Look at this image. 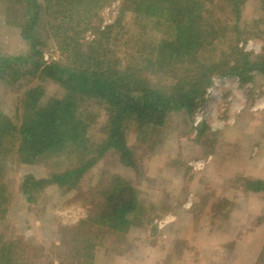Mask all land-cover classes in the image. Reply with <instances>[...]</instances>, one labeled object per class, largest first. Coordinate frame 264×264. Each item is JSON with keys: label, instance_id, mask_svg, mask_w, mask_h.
<instances>
[{"label": "rangeland", "instance_id": "rangeland-1", "mask_svg": "<svg viewBox=\"0 0 264 264\" xmlns=\"http://www.w3.org/2000/svg\"><path fill=\"white\" fill-rule=\"evenodd\" d=\"M59 1L62 3L57 0L51 10H46L45 2L40 0L42 10L31 32L35 37L32 40L22 35L29 24L24 25L28 22L26 4L21 0H0L1 60L36 59L26 65H13L11 61L19 72H13L5 81L0 80L2 128L7 119L20 125L22 103L28 89L40 87L44 102L65 93L58 82L36 71L35 61L63 63L66 35H73L80 42L91 40L94 32L84 30L88 23L103 28L113 23L120 12L118 0L108 1L98 9H87L86 14L76 13L77 8L61 6ZM204 1L220 35L216 34L213 42L214 57L224 61L231 57L230 45L222 34L228 8L227 11L224 8L225 0H215L216 8L211 7V0ZM241 10L238 21L241 31L235 41L257 67L247 71L246 79L236 73L215 74L192 116L186 111L169 114L160 130L146 140L128 130L126 146L132 153L127 160L131 163L126 165L121 152L110 148L97 156L96 162L86 168L75 185L72 182L65 186L38 184L28 190L27 194L33 198L28 202L22 187L27 176L42 179L48 178L54 170L61 172L70 165L68 156L53 157L48 163L41 160L21 164L15 152H10L0 172V185L6 187L4 193L9 197L7 210L0 216L6 225L0 229V241L3 237L23 243L21 245L29 249L26 259L30 264H246V261L250 264L252 259L256 260L261 252L260 243L256 244L258 237L244 236L245 230L255 222L251 217L248 220L240 217L244 205H240L241 210H231L230 204L223 203L221 197L226 194L221 182L225 179L217 177L216 180L214 176L215 170L230 172L232 164L227 162L226 153H230L231 146L236 148L237 143L247 142V125H244L247 117L257 121L264 115V0H243ZM74 23L80 25L72 26ZM127 36L119 37L124 41ZM123 46L119 41L115 51L124 50L126 46ZM129 48L136 51L141 47L130 43ZM36 51L40 53L38 57ZM22 73L26 75L21 77ZM85 109L100 113L98 120L92 118L89 128L87 160L91 153L96 157V150L101 148L106 135V113L102 109L95 111L96 107L91 104ZM11 141L8 135L4 146L12 147ZM74 152L78 151H73L69 157H74ZM57 158L62 163L54 169L52 163ZM192 185L202 187L203 192L213 190L203 196V202L209 198L207 218L204 213L201 215L200 197L193 205L191 197L187 196L191 192L186 189ZM181 187L186 194L182 197ZM238 197L244 198L242 194ZM131 198L137 200V207L128 215L127 230L101 223L104 212L119 208L121 199ZM105 216L114 222L112 215ZM202 229L207 232L206 236L205 231H199ZM218 230L222 233L214 245L212 233ZM91 243L95 248L93 253Z\"/></svg>", "mask_w": 264, "mask_h": 264}, {"label": "trees", "instance_id": "trees-1", "mask_svg": "<svg viewBox=\"0 0 264 264\" xmlns=\"http://www.w3.org/2000/svg\"><path fill=\"white\" fill-rule=\"evenodd\" d=\"M21 1L27 8L25 17L28 22L24 25L29 23L24 27L22 35L33 40L35 37L31 32L38 23L42 5L40 0ZM43 1L46 10H51L57 2ZM108 1L111 0H62L58 4L77 8L76 13L86 14L87 9H98ZM214 1H210L211 7L216 8ZM118 2L120 12L113 23L103 28L101 25L91 26L92 23L84 27V30L91 29L94 32L93 39L80 42L73 35H66L63 47L66 56L63 63L34 62L36 71H41L44 78L58 82L65 93L52 96L44 102L43 90L40 87L30 88L22 103L20 125L16 126L6 118L5 127L2 128L0 122V172L10 152H15L16 160L21 164H33L41 160L48 163L53 157L68 156L67 162L70 165L61 172L54 170L48 178L42 179L27 176L22 187L28 202H32L33 198L27 193L38 184L65 186L72 182L75 185L86 168L110 148L121 152L126 165L131 163L127 160L132 153L126 146L128 130L137 132L138 136L146 140L149 135L160 130L169 114L186 111L192 116L202 102L206 89L212 84L215 74L236 73L246 79L247 71L257 67L256 63L250 61L248 53H244L235 41L241 31L238 21L243 0L224 1V8L226 11L228 8V12H225V31L222 34L227 38L231 54L224 61H218L214 57L213 42L216 34L220 35L214 20L209 17L208 3L204 0ZM84 18L80 20L83 22ZM125 34L128 36L122 41L119 36ZM119 41L126 48L115 51L114 47ZM130 43L141 48L130 51ZM35 54L37 57L40 55L38 51ZM34 60L18 57L2 61L0 57V80L5 81L13 72H19L14 64H33ZM29 74L30 72L27 73ZM22 75L24 77L26 73ZM90 104L96 107L95 111L102 109L106 113V135L99 151L95 149L96 157L91 153L90 159L85 160L89 152L86 141L92 118L96 121L100 116L99 112L90 113L85 109ZM8 135L12 139V147L9 149L4 146ZM73 151L78 152H74V157H69ZM58 158L52 163L54 169L62 163ZM254 184L252 188H262L261 183L251 185ZM4 189L6 187L0 185V216L5 214L9 198ZM121 202L117 206L119 208L103 213L104 219L101 218V223L111 228L120 226L124 230L130 225L128 215L136 209L137 200L121 199ZM105 214L112 215L114 222L107 220ZM21 244L24 245L2 237L0 264H28L26 251L29 249ZM89 247L93 253L94 244H89ZM256 264H264V245Z\"/></svg>", "mask_w": 264, "mask_h": 264}, {"label": "crops", "instance_id": "crops-1", "mask_svg": "<svg viewBox=\"0 0 264 264\" xmlns=\"http://www.w3.org/2000/svg\"><path fill=\"white\" fill-rule=\"evenodd\" d=\"M242 122L243 121H240L239 123L242 124ZM244 125H247V142L244 143L241 141L239 142L241 144L237 143L236 148L231 146L230 153H226L227 162L232 164L230 172L223 173L220 170H215L214 176L216 180H218L217 177L225 179L223 182H221L226 194L224 197H221L224 200L223 203L225 202L230 204L231 210H241L240 205H244L243 209L246 207L245 210L247 211L242 214V209L240 217L245 219H249L251 217L250 220H252V222L254 221L255 223H251L250 229L245 230L244 236L251 235L258 237L256 244L260 243L259 246L262 250L264 245V115L262 119H257V121L247 117V121L244 122ZM250 127L251 130H249ZM221 175L228 176L225 177ZM253 183H261L262 188L257 190L252 188V186H255V184L251 185ZM182 187L180 188V197L186 195L184 193L185 191L182 193ZM196 187L197 188L192 185L190 189H186V191L190 190L189 192H191V194L187 196L191 197V199H189L191 203L193 202V205L200 197L199 208L202 209L201 215L204 213L203 216H206L207 218L208 212L206 210L209 198H206V201L203 202V196L205 192H213V190L208 189V191L203 192L202 187ZM239 194H242L244 198L238 197ZM181 199L182 198H180V200ZM174 200L175 198L173 201ZM4 226L6 225L3 223V220L0 219V229ZM199 231L204 232L205 229ZM203 232H200V235H203ZM221 233V230L212 233V238L215 242L214 245L217 244L219 240L218 237ZM204 234V236H206L207 232L205 231ZM258 258L256 260L252 259V263L250 264H256ZM246 264H248V261H246Z\"/></svg>", "mask_w": 264, "mask_h": 264}]
</instances>
